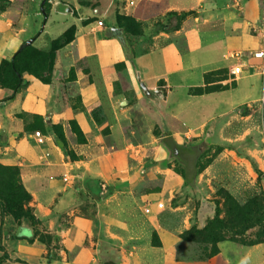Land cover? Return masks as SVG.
<instances>
[{"label":"crops","instance_id":"0c3cea01","mask_svg":"<svg viewBox=\"0 0 264 264\" xmlns=\"http://www.w3.org/2000/svg\"><path fill=\"white\" fill-rule=\"evenodd\" d=\"M57 1L66 5L76 1V6L67 7L65 13L54 6L43 26L38 23L37 14L30 17L17 12L19 19L15 23L6 14L0 16L4 32L14 33L10 42L5 39L1 43L0 39V64L19 51L23 37L36 33V42L47 47L50 41L75 26V40L58 52L55 72L58 79L60 74L75 69V87L88 115L86 127L78 123L86 142L71 143L69 150L75 158L70 159L51 138H36L26 132L27 124L18 115L41 117L46 125L61 116L66 118V113L60 115L56 111L59 99L55 80L43 84L25 75L27 86L8 101L12 92L0 88V163L21 169L22 182L32 197L30 206L34 216L49 236L44 242L34 237L33 228L21 226L20 234L0 240L3 248L0 264H264V248L259 255H248L240 248L225 245L212 260L201 262L198 245L193 247V243L180 237L187 226L181 221L177 223L179 210L169 204H165L164 210L161 206L156 208L151 195L144 197L126 187L127 175H124L129 169L128 152L134 149L124 130L132 122L134 112L140 113L148 132L162 125L173 132L154 136L153 140L167 153L168 159L176 160L166 146L167 140L175 142L176 135L188 136L205 130L210 123L215 125V120L228 117L238 103L221 98L235 88L227 80L217 78L219 72L228 69L234 78L231 70L241 64L243 75L234 78L237 85L241 79L254 77L257 81L253 87H261V94L264 92V59L254 57L255 53L264 51V32L260 28L259 36H253L250 29L251 24L256 26L260 18L263 20V3L242 0V7L234 5L236 11H230L225 8L228 0H88L82 6L79 0ZM132 1L134 6H130ZM183 15L202 27L191 30L196 42L191 51L182 52L175 43L176 37L186 33L184 28L171 34L162 30L150 43L142 39L138 47L147 52L135 56L128 54L112 34L128 37L122 28L123 18L140 22L146 31L160 21L173 25ZM219 39L223 41L217 48L218 55L222 54L231 64L221 66L216 56L208 64L210 67L201 71L202 83L190 84L194 79L191 70L201 69L202 65L191 61L186 67L184 54L205 49ZM238 53L242 54L240 58L232 57ZM122 63L130 70L134 102L123 95V89L114 91L115 81L119 80L116 66ZM207 76L212 80H207ZM136 82L140 88L144 83L151 95L137 89ZM216 86L220 88L211 93L194 92ZM178 89L184 94L177 95ZM261 94L258 92L242 102L257 101ZM205 101L217 104L209 114L205 111ZM100 107L105 108H102L101 124L92 116ZM103 130H109L107 137L100 133ZM177 145L199 148L197 161L203 152L200 146ZM111 146L120 148L109 151ZM178 161L183 169L179 179L186 185L185 168ZM65 175L71 178L70 182L64 183ZM196 178L195 187L186 186L195 189ZM102 186L108 190L98 191Z\"/></svg>","mask_w":264,"mask_h":264},{"label":"rangeland","instance_id":"374dc122","mask_svg":"<svg viewBox=\"0 0 264 264\" xmlns=\"http://www.w3.org/2000/svg\"><path fill=\"white\" fill-rule=\"evenodd\" d=\"M79 1L82 6L88 0ZM237 1L242 7L243 5L240 3L242 0ZM258 2L261 5L263 0H258ZM72 3L66 5L63 2L62 5L57 0H0V16L6 14L8 19L15 23L19 19L17 12L25 13L30 17L37 14L38 23L43 26L45 20L47 21L51 15L54 6L59 7L62 13H65L67 7L76 6V1ZM234 5L235 0H228L225 3V8L236 11ZM219 9L222 10V7ZM42 10L49 12L47 17H44ZM76 15L78 16V14ZM133 21L123 23L127 30V32L125 31L128 35L126 40L132 56L147 52V49L138 47L142 39L146 43H150L152 37L162 30L170 31L171 34L183 28L186 33L176 37L175 43H178L180 51H191L196 47L195 39L191 37V30L192 28L195 30L202 28L200 23L187 19L186 15L176 19L173 25H166L160 21L154 23L151 29L147 27L146 31L142 29L143 26L140 22L134 19ZM251 25L253 27L250 28L252 35L259 36V29L264 26L263 20L260 18L256 26ZM74 28L76 29L75 26H71L63 32H67V40L71 41L66 46L75 40L77 30L75 32ZM4 30L5 25L0 21L1 43L5 39L7 42L12 41L14 33H7ZM40 35L41 33L38 34V36ZM127 35L125 34V36ZM30 40H33L30 46L42 51L50 50L51 41L47 47H41L36 42V33L32 37L29 35L23 37L21 47ZM222 41V39L217 42L214 40L205 49L184 54L183 59L186 67H189L188 63L191 61H198L202 65L201 69L191 70L194 73V79L191 80L190 84L199 85L202 83L201 71L207 70L210 67L208 64L216 60V56L221 62V66L227 67L231 64L230 61L224 60L222 54L218 55L217 51L219 50L217 48L221 47ZM22 49L20 48L19 51ZM59 51L56 53V59ZM79 56L80 54L77 52V57ZM55 65L50 78L51 84L55 80V89L59 99L56 103V111L60 115L66 113V118L61 116L60 119H54L49 125H46L44 119L42 118V122L41 117L38 118V116H18L27 124L26 127L29 129L27 131L26 128V132L31 133V130L42 131L43 135L37 134V131L32 135L36 138L38 136L51 138L52 143L70 158L71 155H68L67 152L73 154L69 150L71 143L82 144L86 142L78 123L86 127L88 115L78 95V89L75 87V69L60 74L57 79ZM116 71L119 74V80L115 81L117 73L112 76V80L116 82L114 91L118 92L123 89V95L131 98L132 102L136 101L134 86L131 84L130 70H127L126 64L117 65ZM218 76L217 78L230 82L228 84L231 88H235L221 96L222 99L223 96L227 100L230 99L231 103L238 102L232 107L228 117L215 120V125L210 123L205 130L194 131L188 136L176 135L174 137L177 144H189L203 148L197 164V187L195 189L180 182L179 177L183 171L181 164L173 157L168 159L167 153L153 140L154 136L162 137L167 133H173L171 130L162 125V127L148 132L142 116L137 112H134L132 122L128 123L124 130L125 135L130 139V143L134 145V149L128 152L129 169L127 170L128 173L124 174L125 177L127 175V186H125L144 195V197L151 195L156 208L161 206L164 210L165 204H169L172 209L179 210L180 216L177 223L181 221L184 227L187 226L180 237L183 236V240L184 236L188 239L195 238L198 240L190 242L193 243V247L195 244L198 245L201 262L212 260L221 252L223 245L240 248L248 255L252 253L256 255L261 251V248H264V99L263 101L261 99L264 92L261 94V87H253L257 81L254 77L241 79L237 85L238 81H234L228 69L219 72ZM209 78L212 80L211 77H208L207 80ZM8 79L12 80L10 76ZM215 80L217 79L215 78ZM135 87L141 89L137 82ZM216 87L220 88L219 86ZM258 92L261 95L257 101L242 102L254 94L257 95ZM183 94V90L178 89L177 95ZM215 106H217L216 103L207 101L206 110H202L209 114V111L214 110ZM102 108L105 109L100 107L92 112L93 118L100 124L103 121L101 120V118L103 119ZM118 109L121 107L118 106ZM227 118L229 121L226 120ZM89 133L90 131L87 134ZM100 133L107 137L110 132L103 130ZM43 140L46 142L47 139L43 137ZM111 147H109V151L120 148ZM5 169L13 170V176L10 177L5 174ZM64 183L66 182L64 181ZM21 184L24 186L21 179V169L18 166L0 163V210L3 211L2 215L0 214V240L2 241L4 236H17L21 232V226L25 225L33 228L35 238L38 237L44 242L48 241L49 236L44 233L45 230L40 221L36 220L33 208L30 206L29 196L25 193L26 188L24 186L25 190L21 189ZM107 190V187H104V191ZM19 216H25V220H19ZM0 249H3L1 243ZM4 257H8V255Z\"/></svg>","mask_w":264,"mask_h":264},{"label":"trees","instance_id":"16d2710c","mask_svg":"<svg viewBox=\"0 0 264 264\" xmlns=\"http://www.w3.org/2000/svg\"><path fill=\"white\" fill-rule=\"evenodd\" d=\"M42 13L44 17H47V15L49 14V12L47 13L45 10H42ZM122 21L126 23L129 21H133V19L123 18ZM133 23L135 22L133 21ZM122 28H124V31L127 32L124 25L122 26ZM74 30L76 32L75 28ZM66 33H63L57 39L51 41V47L49 51H42L33 46H29L15 53V55L11 59L9 60L6 59L2 61V63L0 64V88L6 89L12 92V95L9 98H7V101L13 99L17 93H19L22 89H24L27 86V83L24 80V74H28L30 76L35 77L36 79L41 81L43 84H51L52 81L50 77L54 71L56 53L57 51L61 50L63 47H65L67 44L71 42L67 40ZM116 33H112V34L115 35V37L119 39V41L121 42L126 52H128L129 54L130 52H129L127 40L124 38L123 35L122 36L120 34L117 35ZM9 76L12 78V80L8 79ZM218 89H219L218 87H206L205 89L198 88L194 92L197 95H203L206 93H211ZM40 119L42 120V118ZM28 129L29 128L27 127V131ZM36 131H37V134L43 135L42 131L40 130H34V131L31 130L30 132L34 134ZM67 154L71 155V157L69 156L70 159L75 158L73 154H69V152H67ZM197 164H198V161H197ZM197 164L193 168L191 174H188L187 172L184 173L185 183L188 186L195 187V178L197 176ZM4 173L8 174V176L10 177L13 176V170L11 169H5ZM20 187L21 189L25 190L23 185ZM98 191L102 192L101 187L98 188ZM25 193L29 196V200L31 201L32 197L28 193L27 190H25ZM104 193L102 194L104 196H107V193L106 194ZM2 213L3 211L0 210L1 215ZM18 218L19 220H25V216H19ZM182 239H183V236H182ZM184 240L189 241V242L190 241L193 242V240L198 241L195 238L188 239L185 236H184Z\"/></svg>","mask_w":264,"mask_h":264},{"label":"flooded vegetation","instance_id":"af4514ba","mask_svg":"<svg viewBox=\"0 0 264 264\" xmlns=\"http://www.w3.org/2000/svg\"><path fill=\"white\" fill-rule=\"evenodd\" d=\"M166 146L169 152L180 162L183 163L185 172L192 173L193 168L197 164V158L199 156V148H190L187 146H179L173 141L167 140Z\"/></svg>","mask_w":264,"mask_h":264},{"label":"built area","instance_id":"2783aa9c","mask_svg":"<svg viewBox=\"0 0 264 264\" xmlns=\"http://www.w3.org/2000/svg\"><path fill=\"white\" fill-rule=\"evenodd\" d=\"M135 3L134 1H132L130 3V6H134ZM235 6L237 7H240V4H239V1L235 0ZM263 22H264V0H263ZM261 31L264 32V26L261 28ZM242 56V54L238 53V54H233L232 57H237V58H240ZM254 57L256 59H264V51L262 52H258V53H255L254 54ZM231 75L234 77V78H239L243 75V66L241 64H237L232 70H231ZM70 177L65 175L64 176V181L66 183L70 182L71 179H69ZM103 191H104V187H103Z\"/></svg>","mask_w":264,"mask_h":264},{"label":"water","instance_id":"95a60500","mask_svg":"<svg viewBox=\"0 0 264 264\" xmlns=\"http://www.w3.org/2000/svg\"><path fill=\"white\" fill-rule=\"evenodd\" d=\"M32 42H33V40H30V41L27 42L24 46H22L21 49L24 48V47H28V46H30V45L32 44ZM141 88H142V89H143L148 95H151V92L148 91V89H147V87L145 86L144 83H141Z\"/></svg>","mask_w":264,"mask_h":264}]
</instances>
